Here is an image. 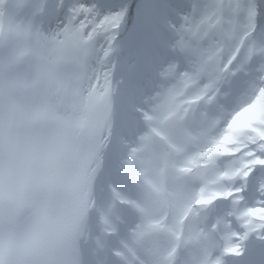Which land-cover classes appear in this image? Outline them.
Wrapping results in <instances>:
<instances>
[{"label": "snow or ice", "instance_id": "snow-or-ice-1", "mask_svg": "<svg viewBox=\"0 0 264 264\" xmlns=\"http://www.w3.org/2000/svg\"><path fill=\"white\" fill-rule=\"evenodd\" d=\"M19 12L47 48L109 92L196 80L218 133L215 177L200 200L222 241L214 264H264V0H25ZM43 161L29 118L7 104L0 177L18 178L14 206H0V252L19 254L40 239L37 225L49 213Z\"/></svg>", "mask_w": 264, "mask_h": 264}, {"label": "bare ground", "instance_id": "bare-ground-1", "mask_svg": "<svg viewBox=\"0 0 264 264\" xmlns=\"http://www.w3.org/2000/svg\"><path fill=\"white\" fill-rule=\"evenodd\" d=\"M4 3L2 0L0 34L3 27L7 28L2 25ZM2 57L0 51V60ZM167 81L148 89L136 106V118L129 119L124 115L125 96L119 90L109 92L102 81L89 83L84 77L83 99L108 97L103 123L92 142L96 153L83 186L88 219L82 242L93 252L96 264H111L105 248L107 234L111 232L117 235L111 250L128 259L138 256L142 264H214L222 244L219 238L210 239L208 229L195 218V213L204 207L201 194L212 187L215 177V163L210 158L215 151L210 147L213 137L205 139L203 128L208 121L201 108L190 115V125H185L188 120L184 111L189 104L185 99L199 90L191 85L183 96L170 95ZM202 105L206 106L203 101ZM122 125L128 133L125 147L119 150L113 138ZM160 138L171 143L172 156L161 146ZM108 161L121 167L118 172L109 169L102 176L101 168ZM206 164L208 167L204 168ZM194 166L196 170L186 180L184 173ZM166 180L171 181L169 200L162 196ZM121 204H133L132 209L138 213L135 219L133 215L129 218V232L124 228L119 230L121 233L116 231ZM169 204L171 216L165 223Z\"/></svg>", "mask_w": 264, "mask_h": 264}, {"label": "rangeland", "instance_id": "rangeland-1", "mask_svg": "<svg viewBox=\"0 0 264 264\" xmlns=\"http://www.w3.org/2000/svg\"><path fill=\"white\" fill-rule=\"evenodd\" d=\"M188 83H197V82L193 78H184V79H172L171 78L170 80L167 81L166 87L169 90L170 95L174 94L175 92L179 94L180 92H177V91H182L185 84H188ZM173 84H175L176 86H174ZM145 94H146L145 92L140 93V94H139V92H136V93H130L129 95L125 96L126 100L128 97H130V102H126V100L124 102V103H126V107L135 108L136 105L138 106ZM208 121H209V124L203 128V131L206 133L205 139H206V137L213 136L212 143L210 144V147L213 148V144L215 143V141L217 139L218 133H216L214 131L215 130V124H213L214 118H213L212 114L210 116H208ZM239 123H243V121H241ZM237 126H239V124ZM117 135H118V133L116 134V137H117ZM124 141H125V139H123L121 147L125 146ZM115 144H116V138H115ZM221 147H222V145H221ZM116 156H119V154L117 153ZM114 171H118V168H114Z\"/></svg>", "mask_w": 264, "mask_h": 264}, {"label": "clouds", "instance_id": "clouds-1", "mask_svg": "<svg viewBox=\"0 0 264 264\" xmlns=\"http://www.w3.org/2000/svg\"><path fill=\"white\" fill-rule=\"evenodd\" d=\"M43 163H44V161H43Z\"/></svg>", "mask_w": 264, "mask_h": 264}]
</instances>
